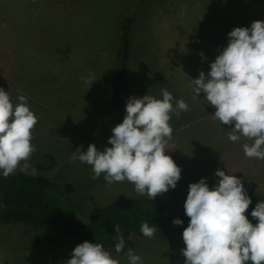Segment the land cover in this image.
<instances>
[{"label":"rangeland","instance_id":"rangeland-1","mask_svg":"<svg viewBox=\"0 0 264 264\" xmlns=\"http://www.w3.org/2000/svg\"><path fill=\"white\" fill-rule=\"evenodd\" d=\"M44 1L0 0V87L10 92L14 104L19 102L20 95L26 96L39 117L32 132L36 151L15 172L43 174L74 187L73 192L61 197L64 222L76 216L99 229L90 212L92 209L118 197L149 198L138 194L128 181L109 184L103 173L92 179V166L71 159L86 151L91 143L98 149L110 147L108 138L112 128L126 115L129 94L123 98L121 107L113 101L111 75L116 76L120 64L116 55L109 54L119 44L116 40L119 14H128L136 20L143 18L138 56L153 59L162 52L158 46L161 40L153 30L147 31L150 25L164 33V44L167 38L173 37L176 60L182 59L175 63L173 86L171 67L164 63L150 61L152 66L143 69L141 65L134 69L133 75L122 77L125 91L124 81L132 80L131 96L149 94L162 98L161 87L168 85L179 95L175 100L176 97L184 99L192 106L179 117L173 114L170 120L172 149L167 147V154L181 168V178L175 189L157 195L163 211L168 215L185 212L190 183L206 178L209 187H213L219 180L216 170L220 168L232 174L233 171L228 172L232 166L251 200H264V160L245 155L243 144L251 143L245 138L230 141L232 126L222 125L214 118L213 106L207 110L196 107V102L202 103L205 99L204 93L194 99L190 86L191 79L197 78L201 70L205 74L210 71L215 50L219 54L226 47L228 33L233 28L250 27L253 21L263 19L264 0H76L72 4H55V8ZM148 2L156 7L151 10L154 15L146 14ZM162 5L174 11V23L160 19L166 16L159 14ZM152 18L154 21L150 24ZM161 23L169 24L170 30L167 32ZM124 24L130 40L128 31L134 25L137 30L139 21L134 25L125 21L123 30ZM148 42L155 46L145 45ZM143 51L148 56L145 52L143 56ZM24 54L28 56L22 58ZM61 69L64 71L59 73ZM89 74L96 80L88 89L82 77L87 79ZM67 123L70 128L65 127ZM69 232L57 238L56 232L42 231L31 224L0 222V264H65L72 250L87 240L78 232ZM129 239L134 245L133 252L141 257L143 264L185 262L181 249L186 245L178 230H157L151 238L132 231ZM104 247L120 264H129L127 252L116 253L114 247Z\"/></svg>","mask_w":264,"mask_h":264},{"label":"clouds","instance_id":"clouds-1","mask_svg":"<svg viewBox=\"0 0 264 264\" xmlns=\"http://www.w3.org/2000/svg\"><path fill=\"white\" fill-rule=\"evenodd\" d=\"M203 55V54H201ZM84 82L91 87L92 74ZM193 98L204 93L207 103L215 108L214 118L232 126L228 139L243 144L248 158L264 160V21L255 20L250 27H235L228 33L226 47L210 64L190 81ZM162 98L145 94L131 96L126 102V115L112 128L103 149L94 143L86 151L72 156L92 166V179L104 174L109 183L128 181L138 194L154 200L157 195L175 189L181 168L167 154L172 139V115L188 111L184 99L175 100L166 88ZM13 103L11 94L0 87V173L6 178L14 174L22 161L36 151L32 144L33 129L39 117L31 109L28 98L20 95ZM175 104V106H174ZM218 183L209 187L206 178L189 184L184 203L189 223L182 232L186 247L181 249L184 264H264V200L251 212L253 224L245 215L251 198L241 178L218 168ZM181 225L180 218L173 220ZM157 227L141 224V232L151 238ZM116 232L119 227L116 226ZM115 252L124 248V238L117 237ZM129 264H143L141 257L128 249ZM65 264H120L118 258L102 243L85 240L73 250Z\"/></svg>","mask_w":264,"mask_h":264},{"label":"trees","instance_id":"trees-1","mask_svg":"<svg viewBox=\"0 0 264 264\" xmlns=\"http://www.w3.org/2000/svg\"><path fill=\"white\" fill-rule=\"evenodd\" d=\"M126 28L124 24L120 67L114 78V102L119 106H121V81L129 52ZM73 191L74 187L71 183H61L43 174L17 171L5 178L0 173V222L31 224L42 231L56 232L57 238L62 237L65 231H70L71 234L78 232L90 242L102 243L103 246L114 248L118 242L117 237L122 236L125 243L120 253H126L129 248L133 249L134 245L129 239V234L133 231L143 235L141 232L143 222H148L149 226H155L158 230L171 228L181 234L189 223L190 218L185 212L175 215L166 214L157 198L152 200L134 197H118L105 206L92 209L90 212L96 219L95 225L99 229L91 223H83L76 216H72L70 222H64L65 213L61 197ZM257 203L251 200L245 213L253 224L257 223V220L251 216V212ZM175 218H180L183 224L174 225ZM116 226L119 227V232H116Z\"/></svg>","mask_w":264,"mask_h":264},{"label":"crops","instance_id":"crops-1","mask_svg":"<svg viewBox=\"0 0 264 264\" xmlns=\"http://www.w3.org/2000/svg\"><path fill=\"white\" fill-rule=\"evenodd\" d=\"M75 2H76V0H71V1H68L67 3H63L62 0H45L44 1V3L50 5L51 8H55L56 7L55 4H57V5H66V4H72V3H75ZM148 4H149V6H148V8L146 10H149V12L146 13V14L151 13L152 15H154V12H152L151 10L154 11V9L156 7H154L153 6V3H151V2H148ZM159 10H160L159 14H161V13L166 14L165 17H163V16L160 17V19L163 18V22L165 20H167V21L168 20H171V24L174 23V14L175 13H174V11L171 8H169L168 6L162 5V7H160ZM169 12H171V16L169 15ZM168 17L170 19H167ZM126 20H129V22H131L133 25H134V22L135 21H139V24H138V29L137 30H136L135 25H134V28L131 29L133 27V26H131L130 29H129V31H128V34L130 36V40H129V52H128V58H127V62H126V69H125L124 74L126 76H131V75H133V72H134V69L135 68H137V67H139V66L142 65L143 69H145L147 66H152V65H150L151 62L164 63V64H167L168 67L169 66L171 67V75H172V77L170 78V81H171L172 86H173L174 85L173 81L175 80V75H174V66H175V63L176 62H182V59L181 58H179L178 60H176L175 50H174L175 45H173V44H175V42H174L173 37H172V39L167 38L165 40L166 44H164V42L162 41V39H164V37H165L164 33L161 32V31H159V30L152 29L151 26L149 25L147 27V31L153 30L154 34L161 40L158 46L162 49V52H158L157 55L153 59H149L148 57L146 58L143 55V53L145 52L147 54V56H148L149 53L146 52V51H143L142 52V55L144 56L143 58H142V56H138L137 53H136L137 52V47H138V45H137L138 44V40H139V37H140V34H141L140 21H143V18H141L140 20H136V18L133 19L131 16H128V14L127 15L126 14L125 15L119 14L118 20H117V28H116V34H117L116 40L119 41V44L117 45V47H115V49H114V51L112 53H109V54H111V57L114 56V55H116L118 57L117 58V64H120V49H121V46H122V35H123L122 24ZM153 21L154 20L152 18L150 24H152ZM262 21H264V6H263V19H262ZM166 23H161V26H162V28H166V31L168 32L170 30L169 29V26H168L169 24L168 25H165ZM171 26L174 28V25H171ZM173 31H174V29H173ZM145 45H149L150 47L151 46H155L152 42H148ZM215 53L216 54L214 56V60H215L216 56L218 55V53H217L216 50H215ZM26 55L28 56V54H24L22 58H24ZM135 55H137L140 58H137ZM59 61H58V63H59ZM162 67H164V65ZM56 68L57 69L59 68V64H57ZM63 71L64 70L61 69V71H59V73H62ZM188 72H190V71H188ZM111 74H112V72H111ZM55 76H58V74H56ZM111 77L113 78V88H114V78L115 77L112 76V75H111ZM193 77H194V75H193ZM155 81L156 82H159V79H157ZM139 83H140V81H139ZM131 85H132V80H125L124 81V87L126 89V91H125L123 89V87H122V81H121V91H120V94H121V106H122V100H123L124 97L126 98V96L128 94H129L128 98L131 97V95H130V87H131ZM172 86L171 87H169L168 85L162 86L161 87V90L166 88L169 92H171L173 94L174 98H175V96H178L179 97L178 93L173 89ZM161 90H160V93L159 94L162 97ZM114 92L115 91H113V101H114ZM128 98H127V100H128ZM176 100H178L177 97H176ZM200 102H202V101H200ZM114 104L116 106H118V107H121V106L117 105L115 102H114ZM125 104H126V102H125ZM192 104H194V103H192ZM192 104H190V105H192ZM194 105H197L196 107L201 108L203 110H207L208 107H212L210 104L207 103V101L205 99L203 100L202 103H197L196 102ZM191 108H192V106L189 107V109H191ZM214 109L215 108H213V110ZM74 125L75 124H73V127H74ZM65 127H69L70 128L69 123H67V125ZM167 147H169V149H172V143L170 141L168 142ZM37 152H39V149H38ZM228 172L229 173L232 172V174H235V175L238 174V172H236L234 170V167L233 166H232V168L229 169Z\"/></svg>","mask_w":264,"mask_h":264}]
</instances>
